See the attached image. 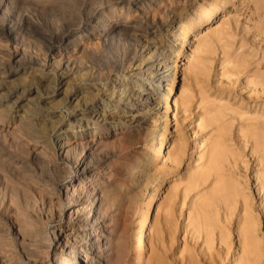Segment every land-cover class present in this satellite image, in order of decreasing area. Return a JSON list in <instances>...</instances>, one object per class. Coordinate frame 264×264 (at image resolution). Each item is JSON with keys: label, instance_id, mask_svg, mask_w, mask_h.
Wrapping results in <instances>:
<instances>
[{"label": "bare ground", "instance_id": "6f19581e", "mask_svg": "<svg viewBox=\"0 0 264 264\" xmlns=\"http://www.w3.org/2000/svg\"><path fill=\"white\" fill-rule=\"evenodd\" d=\"M188 1L0 0V264H126L128 243L135 249L130 261L143 263L147 228L157 221L161 205L150 225L146 212L131 239L127 214L138 199L139 186L151 198L158 194L165 168L159 173L150 167L151 151L141 150L140 155L132 151L122 179L110 181L98 173L93 158L110 147L156 141L154 134L144 131L142 121L154 102L159 107L172 93L178 64L172 74L168 58L174 56V43H186ZM194 1L188 5L191 15ZM228 1L204 0L202 15H193L194 26L208 21ZM32 40L37 41L34 51ZM197 47L196 54L212 51L208 42H198ZM164 79L169 84L161 91L153 81ZM43 87L54 94L52 100L62 94L56 108L49 107L45 114L39 108ZM33 93L35 99H27ZM53 109H60L59 116ZM62 111L67 115L64 127ZM218 119L217 113L201 122L214 125ZM219 138L209 145L205 167L195 168L190 178L194 186L211 177L217 180L213 194L202 203V220L195 223L208 235L218 226V199L226 206L245 199L240 187L223 177L227 150ZM185 144H174L168 153L176 166L184 157ZM192 146L194 154L199 147ZM256 148L264 150V139H258ZM60 171L65 177H58ZM13 180L32 183L57 212L51 207L39 214L26 192L20 204ZM109 211L112 225L106 226ZM67 214L66 225L62 220ZM251 227L244 234L240 264H256L259 251Z\"/></svg>", "mask_w": 264, "mask_h": 264}, {"label": "rangeland", "instance_id": "374dc122", "mask_svg": "<svg viewBox=\"0 0 264 264\" xmlns=\"http://www.w3.org/2000/svg\"><path fill=\"white\" fill-rule=\"evenodd\" d=\"M192 1L189 0L185 7V23L189 32L186 43H174L173 55L177 54L178 57L168 58L172 74L175 72L174 63L178 64L172 93L165 104L156 107L154 102L153 111L142 121L144 131L154 134L157 143L110 147L94 156L93 164L98 167V173L104 174L110 181L121 180L124 166L134 154L132 151L140 155L141 150H149L152 155L150 167L157 172L165 168L161 172L164 177L158 194L151 198L139 186L135 190L139 194L138 199L134 200L127 214V237L131 239L146 212V224L150 225L149 220H153L156 207L161 205L155 226L153 224L151 230L149 226L147 228V251L142 264H240L244 253V234L250 225H253L250 228L253 230L252 240L254 238L259 251L256 264H264V150L256 148L258 139H264V0H229L225 8L217 10L214 16L198 27L193 24V15L198 18L202 15L204 0L194 1L193 9L196 7V10L191 15L193 10H188V5ZM217 32L221 33L220 37ZM201 41L211 44L209 55L195 53ZM32 43L30 49L34 51L37 41L32 40ZM153 84L165 91L169 82L166 79L161 82L154 80ZM44 88L41 89L43 93L40 91L41 114L49 107L56 108L62 98V94H58L52 100L54 94H47ZM29 98L33 101L35 93ZM51 111L56 116L61 113L60 109ZM62 112L64 119L60 127L67 125L66 112ZM217 113L219 121L214 125L206 124ZM202 120H206L204 125ZM60 127L56 128L52 138L58 134ZM217 138L227 150L223 177L240 187L246 201L240 198L230 207L218 199L220 203L215 208V219L219 228L217 226L213 234L208 235L205 228L195 223L202 220V203L213 194L217 180L211 177L204 184L194 186L190 184V178L195 168L205 167L209 145H212V141H218ZM181 142L186 143V151L181 163L176 166L168 153ZM194 144L199 149L191 154ZM70 171L73 176V169ZM65 175L63 171L58 173L60 178ZM23 182L13 180L19 191L20 204L24 203L20 196L26 192L34 200V208L39 214L43 215L51 207L52 213L57 212L56 206L50 207L45 193L41 196L39 189L32 183ZM87 185L88 182L84 187L87 188ZM53 202L55 204L56 200ZM245 203L249 213L244 211L247 210ZM110 212L107 214L108 219L104 220L106 226L112 225ZM68 217L67 214L62 223L67 225ZM246 217L253 222L247 223L249 219ZM54 222L58 223L57 217ZM127 245V253L131 257L128 255L126 264H138L130 261L133 260L135 249L129 243Z\"/></svg>", "mask_w": 264, "mask_h": 264}]
</instances>
